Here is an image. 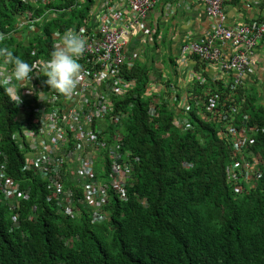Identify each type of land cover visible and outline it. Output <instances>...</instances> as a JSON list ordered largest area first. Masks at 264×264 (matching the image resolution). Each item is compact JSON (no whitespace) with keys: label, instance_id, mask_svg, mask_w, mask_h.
Masks as SVG:
<instances>
[{"label":"trees","instance_id":"16d2710c","mask_svg":"<svg viewBox=\"0 0 264 264\" xmlns=\"http://www.w3.org/2000/svg\"><path fill=\"white\" fill-rule=\"evenodd\" d=\"M60 1L49 6L58 9ZM31 6L25 0H0V29L12 28ZM54 16L42 28L46 33L60 19L72 26L81 14L59 9ZM36 43L47 50L48 41ZM150 73L146 65L139 69L137 89L123 102L124 107L132 103V109L118 127L120 145L139 160L125 199L112 192L102 208L96 203L105 215L101 221L92 220V206L72 218L47 202L43 181L25 170L13 137L18 109L0 88V161L7 159L8 173L31 190L15 211L0 194V264H264V173L246 194L236 193L226 180L233 148L220 133L222 124L205 120L194 106L183 113L185 106H169L164 95L158 115L151 116L150 99L141 98ZM233 104L240 106L237 120L247 113L251 123L264 127V102L257 93L245 100L236 95ZM177 115L190 127L177 125ZM255 145L264 156V132L256 135Z\"/></svg>","mask_w":264,"mask_h":264},{"label":"built area","instance_id":"2783aa9c","mask_svg":"<svg viewBox=\"0 0 264 264\" xmlns=\"http://www.w3.org/2000/svg\"><path fill=\"white\" fill-rule=\"evenodd\" d=\"M31 1L36 8H39V1L48 7L41 14L25 10L12 29L0 31V41L15 37L21 44L31 45L33 33L38 37L36 42L48 41L47 50L44 45L36 43L35 48L26 51L27 57L22 58L35 67L29 74L30 82L25 81L18 89L21 102L16 104L13 101L21 128L13 137L24 156L25 170L46 178L48 187L59 178L61 171L67 174L65 171L73 164L75 173L89 179L87 192L93 193L95 187L89 176L94 174L96 159L108 154L115 163L116 159L125 157L119 150L121 134L118 127L133 106L129 102L124 107L123 102L137 89V63L148 54L155 67L158 55L155 60L152 56L161 54L156 44L160 39L157 38V29L147 22L148 13L157 0H69L68 3L58 0L62 5L58 9L49 6L55 0ZM196 1L205 5L206 14L215 21L212 30L201 40L184 43L181 57L169 69L171 76L158 74L156 67L155 71L151 70L141 98L150 99L151 116L158 115L162 95L175 109L185 106L183 113L194 106L205 120L222 124L221 135L244 157L249 145L256 141V135L264 130L258 124H251L246 115L237 120L240 106L233 102L238 88L247 87L253 57L264 36V23L252 21L230 27L224 0ZM59 9H75L81 16L72 26L66 25V19H60L56 28L46 33L42 29L44 24L52 22ZM69 28L84 38L86 47L78 58L81 71L77 88L72 94L64 95L43 84V65L51 51L61 43L63 32ZM148 43L153 47L145 54ZM192 57H197L203 67L214 66L217 69L214 78H222L227 89L212 92L206 87L198 95L189 89L182 91L175 76L186 70L197 75L186 64ZM5 67L4 58L0 57V72ZM198 76L205 81L203 76ZM178 116L174 118L175 123L184 129L189 128L190 121L187 118L181 121ZM7 168L8 160L4 158L0 162V191L4 200L15 207L21 198L28 197L29 192L22 190L20 183L8 176ZM99 218L101 215L95 212L93 219Z\"/></svg>","mask_w":264,"mask_h":264},{"label":"clouds","instance_id":"9594fccd","mask_svg":"<svg viewBox=\"0 0 264 264\" xmlns=\"http://www.w3.org/2000/svg\"><path fill=\"white\" fill-rule=\"evenodd\" d=\"M28 2L32 4V8H28L26 10L34 11L35 14H37L36 9L41 8V3H39V8H36L34 6V1L28 0ZM22 12L23 11L18 14V18L16 19V21H18L20 17L19 15H21ZM12 28L9 27L8 30ZM8 30L0 29V31ZM35 35V33L32 34V36ZM263 38L264 36L261 38V40H263ZM60 40L61 43L51 51L49 58L44 62L43 77H45V79L43 80V84L47 85L48 88L53 89L58 93L70 95L77 88V85L80 80L81 64L78 62V58L85 50L86 41L71 28L66 29L63 32L62 36L60 37ZM261 40L259 41V43L261 42ZM0 42H5L6 44V47H0V57L4 58L6 65L5 69L0 72V88L4 90L5 94L9 96L11 101H14L16 104H19L21 102V99L18 94V89L20 87H23L25 81L30 82L31 76L29 74L33 72V69L35 67L34 64H30L29 62L22 59L27 57V53L25 50L26 48L23 47L35 48L36 46L33 44V42H31V45H23L18 42L15 37H12L10 39H4ZM7 47L10 48L11 51H9ZM147 55H145V57L143 56L144 59L142 61H138L137 67L140 69L141 67L146 65L148 68H150V70L153 71H155L156 67L157 71L158 59L161 54H155L154 56H152L153 60H155V56L158 55V59L157 61H155V67H153L154 65L150 62V58L146 57ZM192 58L199 60L197 57ZM175 64L176 62L170 65L167 69V73L169 72V76H171V72L169 69ZM7 65H10V67H7ZM193 68L194 69L192 71L196 72L197 75H192V72H190L191 79L187 83V85L180 88L182 91L185 92L189 89L193 91L195 95H198L201 94L203 89L206 87H210L212 92H220L227 89L223 86V83L225 82L221 80L222 78L215 79L214 77H217L216 75H207V71L203 66L199 67L197 65H193ZM183 72L184 71H182L181 74H183ZM198 75L203 76V78H205V81L202 82L200 76ZM176 76L175 81L177 83L178 75ZM243 89H248V87L238 88L236 95L242 96L243 100H245L246 94L245 92H243ZM244 115L248 116V120L251 123L250 114L244 113L242 117ZM16 119L18 120V112ZM251 124L258 123L256 122ZM258 125L264 130L263 125ZM20 129L21 128L19 124L18 130ZM263 132L264 131L258 133L257 135ZM224 140L228 144L232 145V143L228 142L226 139ZM255 142L252 145H249L247 151L244 152V157H242V153L237 151L232 145L233 161L226 167V180L228 185L232 187L234 191L238 194H240V191L238 190L239 188H245V185H243L242 183H245L247 185V188H245L244 192V194H246V191L249 188L255 187L257 185L258 179H260L264 173V156L261 150L258 149L257 145H255ZM119 148L120 154H125V157H120L116 159V162L114 163L113 160L110 158V155L105 154L96 159L95 163L93 164L94 174L91 177L89 176L91 183H93L95 187L93 193L87 192L86 186L89 182V179L86 177V175L82 176L79 173H75L73 164L70 165L71 169L65 171L67 172V174L61 171L59 178L56 181L52 182V186L50 187L47 186L48 180L46 178H42L39 173L35 172L36 175L38 174L40 176L41 180L44 183V187L46 190L45 196L47 202L51 203L58 213H62L65 216H70L72 218H76L77 216L80 217L82 210L90 209L92 206L94 208V211L92 213V220L96 221L93 219L95 212H98L99 215H101V218L97 220H104L105 215L103 213H100L99 210H96V203L102 202L107 204L111 199L112 192H115L119 198L125 199L129 178L131 177L135 169V165L138 163L139 160L138 157L134 156L132 154V151H130L126 147L120 145ZM236 163H238V165H235ZM72 171L74 172L72 173ZM7 174L9 177H12L8 173V168ZM12 178L20 183V188L22 190H27L29 192L28 197L24 198L28 199L30 197L31 190L23 189L21 187V181L15 179L14 177ZM120 182L121 184H119ZM0 194L2 195L1 191ZM51 195L53 196L50 197ZM2 202L7 203L4 200L3 195ZM21 202L22 198L19 201L18 206L12 207L9 205V203L7 204L9 205L11 210L15 211L18 207L21 206ZM36 208L37 207L34 205L32 211H36ZM17 222L18 214L16 213L13 216V223L17 224Z\"/></svg>","mask_w":264,"mask_h":264},{"label":"crops","instance_id":"0c3cea01","mask_svg":"<svg viewBox=\"0 0 264 264\" xmlns=\"http://www.w3.org/2000/svg\"><path fill=\"white\" fill-rule=\"evenodd\" d=\"M224 5L227 25L230 27L251 21L264 22V0H224ZM147 22L157 29V38L160 39L156 40V44L159 49L165 45V53H161L158 59L157 73L166 75L169 66L181 57L184 43L203 39L212 30L215 21L208 17L205 5L199 1L157 0L148 13ZM253 60L252 72L247 84L248 89H243V92L245 94L257 93L261 102H264V38L258 44ZM186 64L192 70L193 65L199 67L204 65L195 58L188 60ZM204 68L207 75H216L217 69L214 66ZM190 79V70H186L178 75L177 83L180 87H184Z\"/></svg>","mask_w":264,"mask_h":264},{"label":"rangeland","instance_id":"374dc122","mask_svg":"<svg viewBox=\"0 0 264 264\" xmlns=\"http://www.w3.org/2000/svg\"><path fill=\"white\" fill-rule=\"evenodd\" d=\"M52 27H51V31L52 30H54L55 28H56V26L55 25H51ZM38 39V37L37 36H32V40H33V44L35 45L36 44V40ZM153 47V45H152V43H148V47H147V49L146 50H144V53L148 50V49H151ZM160 50H161V52H162V50H163V54L165 53V45H164V47L163 48H160ZM146 54V53H145ZM168 68V67H167ZM166 75L167 76H169V72L168 73H166ZM176 124H178V122L176 123ZM239 191H240V194L242 195V194H244V192H245V188H239L238 189ZM95 201V200H94ZM98 203V205H99V207L100 208H102L103 207V203L101 202H97Z\"/></svg>","mask_w":264,"mask_h":264}]
</instances>
